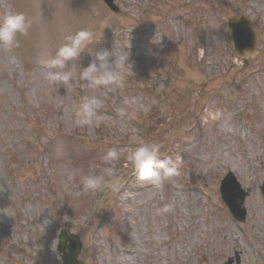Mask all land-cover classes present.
Segmentation results:
<instances>
[{"label": "rangeland", "instance_id": "374dc122", "mask_svg": "<svg viewBox=\"0 0 264 264\" xmlns=\"http://www.w3.org/2000/svg\"><path fill=\"white\" fill-rule=\"evenodd\" d=\"M6 1L0 0V14L10 9L23 12L32 28L19 37L15 50L0 49V264H38L35 258L42 264H60L52 247L66 224L83 241L86 264H220L228 256L235 261V253L238 264H264V199L256 188L264 179V0H197L200 12L193 8L192 25L189 8L180 6L184 0H169L167 5L157 0V7L150 0H116L119 15L110 14L96 0ZM241 14L260 26L261 53L247 69L231 54L220 24L221 19ZM87 28L97 35L101 30L95 51L107 49L117 56L128 52L131 70L122 69L123 88L93 89L79 79V72L94 59L87 51L67 62L73 73L69 85H49L43 62L66 35ZM175 42L176 49L169 47ZM217 63L234 66L220 71ZM32 65L39 69L30 74ZM156 90L165 98L167 111L151 139L165 140L161 158L179 154L184 160L178 174L160 189L139 182L127 159L144 137L138 132L144 105L152 109L160 102L152 96ZM85 96L102 101L100 121L77 127L74 112ZM145 96L149 103L144 104ZM126 98L131 103L125 105ZM120 108L127 110L124 117L118 115ZM216 110L230 121L233 133L223 130V118L205 122L207 113ZM110 148L120 153L112 166L122 186L119 191H86L82 177L102 174L109 166L102 156ZM4 160L15 168L7 169ZM226 168L250 188L246 222L236 227V241L231 238V221L209 213L210 201L217 205V179ZM9 172L13 179L6 177ZM10 201L15 214L6 219L9 210L4 203ZM165 204H172L173 211L161 214ZM171 221L177 225L173 232L165 227ZM132 228L139 229L144 240L134 261L126 262L130 240L136 246ZM153 248L161 253L154 255Z\"/></svg>", "mask_w": 264, "mask_h": 264}, {"label": "clouds", "instance_id": "9594fccd", "mask_svg": "<svg viewBox=\"0 0 264 264\" xmlns=\"http://www.w3.org/2000/svg\"><path fill=\"white\" fill-rule=\"evenodd\" d=\"M31 28L32 21L23 12L10 9L0 14V49L11 52L18 48L20 46L19 37L27 36ZM101 34V30L100 34L97 35L93 29L87 28L66 35L64 43L43 62L44 67L47 69L46 78L49 85L53 88L69 85L73 80V73L66 66L67 62L77 61L81 54L87 51L94 56V59L79 72V79L86 81L88 86L93 89L123 88L126 83V73L122 69L124 66H129L131 70V65L127 62L129 54L127 51H121L120 55L117 56L113 51L107 49L95 51L93 46L100 41ZM159 41L160 39L152 43H159ZM113 55L115 58L110 63L109 57ZM203 55L204 49L201 48L199 58L202 59ZM124 103L127 105L131 101L126 98ZM102 106V101L94 96L83 97L74 112L75 125L83 127L94 122L99 123L98 112ZM149 110L150 106L145 105L144 111L147 112ZM118 111L121 115L126 114V108H120ZM222 118L224 119L223 130L226 133H233L235 129L220 110L209 111L204 120L207 123L209 121H220ZM161 148L162 144L160 142L138 139L135 148L127 157L133 172L136 174V179L154 189H160L167 178L177 175L178 170L184 163L183 157L179 154L174 159L161 158ZM119 159L120 153L116 149H108L102 156V160L109 166L103 170L101 175L83 176L84 189L92 193L105 189L119 191L122 186L121 177L117 175L115 167L112 166ZM172 211V204H165L159 209L161 214H167ZM63 219L67 221L69 217L65 215ZM52 251H56V246L52 247Z\"/></svg>", "mask_w": 264, "mask_h": 264}, {"label": "bare ground", "instance_id": "6f19581e", "mask_svg": "<svg viewBox=\"0 0 264 264\" xmlns=\"http://www.w3.org/2000/svg\"><path fill=\"white\" fill-rule=\"evenodd\" d=\"M133 247H136V248H135V249L132 251V253H131V250H132ZM138 251H140V244L136 241V246H135V245H134V242H132V243H131V246H130V248H129V250H128L130 256L128 257V259H127L126 262H133L134 259H135L134 256H135V254L137 255Z\"/></svg>", "mask_w": 264, "mask_h": 264}]
</instances>
